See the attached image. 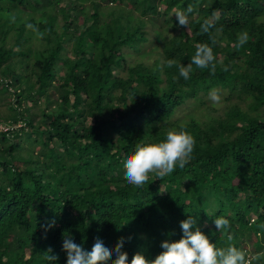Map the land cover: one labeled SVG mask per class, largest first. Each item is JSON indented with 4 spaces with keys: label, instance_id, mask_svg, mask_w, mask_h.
I'll use <instances>...</instances> for the list:
<instances>
[{
    "label": "trees",
    "instance_id": "1",
    "mask_svg": "<svg viewBox=\"0 0 264 264\" xmlns=\"http://www.w3.org/2000/svg\"><path fill=\"white\" fill-rule=\"evenodd\" d=\"M189 5L190 30L176 18ZM210 18L215 45L200 31ZM201 43L215 74L159 71L187 66ZM191 99L203 111L176 116ZM0 101V264H67L65 236L87 252L123 237L129 264L154 260L189 216L218 247L223 216L232 244L264 252V0H0ZM181 128L196 140L185 168L130 185L137 145Z\"/></svg>",
    "mask_w": 264,
    "mask_h": 264
},
{
    "label": "clouds",
    "instance_id": "2",
    "mask_svg": "<svg viewBox=\"0 0 264 264\" xmlns=\"http://www.w3.org/2000/svg\"><path fill=\"white\" fill-rule=\"evenodd\" d=\"M192 12L193 7L189 5L186 11L176 13L180 27L189 29V14ZM213 17H215V13ZM213 29L217 33L221 31L216 28L212 18L204 20L200 26L201 34H210ZM209 39L212 41V45L217 43L214 35L210 34ZM237 40L236 46L243 47L248 42L249 36L246 32H242L238 35ZM195 47V54L187 66L174 59L161 60L158 65L159 71L163 72L165 67L177 66L179 76L186 81L191 78V73L194 71L193 66L198 69H209L212 74H215L217 65L213 47L208 43L197 44ZM224 71H228V69L225 67ZM209 99L216 105L220 104L219 91L217 89L210 90ZM195 144V138L181 128L179 131L169 130L166 139L161 142L137 145L135 153L124 162L126 181L130 185L140 188L148 182L150 174L163 180L164 177L174 173L177 168L184 169L192 159ZM54 223L52 221L49 227L54 226ZM214 224L219 232L227 234V246L218 247L217 244L212 243L197 225V218L189 216L188 219L181 222L183 237L180 240L162 242L161 247L164 251L154 260H149L143 254L137 253L131 259V264H253V261L264 257V252L249 256L244 250L231 243L233 235L228 234L231 229L228 219L218 216L214 219ZM124 243L125 238L122 237L113 249L97 238L91 252H87L82 246L74 243L70 237L65 236L63 249L67 253V264H108L113 253H115L116 259L112 261V264H129L128 253L122 250ZM45 258L50 261L57 259L52 255H46Z\"/></svg>",
    "mask_w": 264,
    "mask_h": 264
},
{
    "label": "rangeland",
    "instance_id": "3",
    "mask_svg": "<svg viewBox=\"0 0 264 264\" xmlns=\"http://www.w3.org/2000/svg\"><path fill=\"white\" fill-rule=\"evenodd\" d=\"M174 13H175V10H172L171 11V15L174 16ZM37 43L38 42L35 41L34 45L36 46ZM148 44L149 43H147V46L149 47ZM220 95H221V102L218 105L214 104L209 99V93L204 96V99L206 101V104H208L209 106L211 105V106L214 107V111H212L213 113H217V111L219 112L221 110V108L223 107V105H224L223 99H222V95H223L222 92H220ZM0 104H3V103L0 101ZM215 110H217V111H215ZM202 111H203V106L200 105L197 101L191 99L190 102H189V104L187 106H185L184 108L180 109L176 113V116L183 117V116H185L186 114H188L190 112H193L196 115V114H200ZM90 121L91 120L89 119L87 122H90Z\"/></svg>",
    "mask_w": 264,
    "mask_h": 264
}]
</instances>
